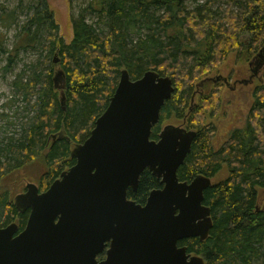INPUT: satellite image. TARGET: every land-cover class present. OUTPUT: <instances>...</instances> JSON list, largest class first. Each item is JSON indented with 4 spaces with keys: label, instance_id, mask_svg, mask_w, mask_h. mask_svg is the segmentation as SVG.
<instances>
[{
    "label": "trees",
    "instance_id": "16d2710c",
    "mask_svg": "<svg viewBox=\"0 0 264 264\" xmlns=\"http://www.w3.org/2000/svg\"><path fill=\"white\" fill-rule=\"evenodd\" d=\"M29 1L23 22L18 21L17 9L0 11L2 70L13 71L20 53L37 56L11 83L32 116L20 137L1 143L0 179L26 164L40 163V192L74 165L72 143L89 136L114 93L121 70L126 69L132 80L148 70L171 78L173 94L151 130L150 139L157 140L165 121L184 118L197 80L229 54L248 61L264 46V0H192L193 7L187 6L188 0H83L71 21L69 43L59 36L46 0ZM13 28L15 41L8 49L5 32ZM58 70L65 78V111L60 92L54 88ZM251 96L243 126L234 129L217 149L212 142L215 127L203 118V101L186 119L196 136L177 171L179 181L189 182L198 175L212 179L225 170V176L204 191L203 204L210 208L213 223L209 236L178 243L188 253L201 256L205 264H264V205L260 200L264 193V81ZM203 98L207 97L199 96ZM14 103L11 99L10 108ZM61 129L65 135L58 138ZM160 187L159 180L145 170L137 191L128 190V198L143 205L149 192ZM27 217L28 211H16L7 190L0 191V227L16 222L21 230Z\"/></svg>",
    "mask_w": 264,
    "mask_h": 264
},
{
    "label": "water",
    "instance_id": "95a60500",
    "mask_svg": "<svg viewBox=\"0 0 264 264\" xmlns=\"http://www.w3.org/2000/svg\"><path fill=\"white\" fill-rule=\"evenodd\" d=\"M249 65L251 76L239 84H248L264 67V46ZM53 82L65 111L61 70ZM205 82L229 85L220 75L206 77L196 84L191 101ZM173 91L169 76L148 70L132 80L121 70L106 109L70 151L75 164L47 190L39 192L29 183L13 198L15 209L29 214L21 231L15 222L0 227V264H205L178 245L189 238L205 240L213 226L210 208L203 204L211 178L198 175L182 182L177 177L196 132L168 124L157 140L150 139ZM64 135L61 129L58 138ZM145 170L162 188L149 192L140 205L128 199L127 191L137 190Z\"/></svg>",
    "mask_w": 264,
    "mask_h": 264
},
{
    "label": "rangeland",
    "instance_id": "374dc122",
    "mask_svg": "<svg viewBox=\"0 0 264 264\" xmlns=\"http://www.w3.org/2000/svg\"><path fill=\"white\" fill-rule=\"evenodd\" d=\"M195 1L197 3L202 2V0ZM29 2V0H21V7H19L20 0H0V11L4 8L6 10L17 9L18 21L23 22L27 17L25 9ZM46 2L59 26V36L63 39L64 43H69L72 38V18L78 15L84 1L73 0L69 3L67 0H46ZM187 6L193 7L195 5L192 3V0H188ZM5 33L7 35L5 46L10 49L15 41V29L13 28ZM36 57V54L30 52L20 53V61L15 65L13 71L6 73L2 70L5 55L0 54V116H2L0 117V145L9 137H20L23 126L27 124L28 118L32 116L31 108L24 105L19 97L14 94L11 83L15 75L23 70H27L28 64L33 63ZM252 60L253 57L248 61L237 60L234 53L229 54L216 68H213L194 83L196 88V84L201 79L216 77L217 75L226 78L229 83L227 86L223 82H211L212 84L210 83L206 88L205 86L203 88L202 86L199 87L201 89L200 94L196 95L193 101L190 99L185 116L188 119L194 109L203 101L204 121L213 124L215 127L212 142L216 149L221 146L234 129L243 126L250 110L253 89L257 84L264 81L263 67L248 84L238 83L241 80H248L251 76L253 65L250 66L249 62ZM234 82H236V86L234 89H231ZM204 95L207 98L200 100L199 96ZM11 99H14L15 102L12 108H10ZM206 100H209L211 103H207ZM10 121H12V124L8 123ZM168 124L183 125L181 121L172 118L165 121L162 126ZM184 125L187 126V123ZM41 172L40 163L26 164L18 171L9 173L0 179V191L7 190L13 201L15 195L22 193L27 184L34 183L38 187V178ZM224 176L225 170L222 169L218 175L211 179L212 183L219 181ZM260 200L264 205V193L261 194Z\"/></svg>",
    "mask_w": 264,
    "mask_h": 264
},
{
    "label": "flooded vegetation",
    "instance_id": "af4514ba",
    "mask_svg": "<svg viewBox=\"0 0 264 264\" xmlns=\"http://www.w3.org/2000/svg\"><path fill=\"white\" fill-rule=\"evenodd\" d=\"M251 75V74H250ZM231 88H233L234 89V87L233 86H231ZM191 99H192V97H191ZM186 116V115H185ZM184 116V118L181 120V123H183V126L186 128L187 126L186 125H184L185 123H186V117ZM165 126V125H164ZM164 126H162L161 127V130H162V128L164 127ZM186 129H188V130H193V129H189V128H186ZM160 130V131H161ZM160 133V132H159ZM158 136H159V134H158ZM67 140H68V138H67ZM82 143V142H81ZM76 144H79V143H72V148H73V146L74 145H76ZM72 148H71V150H72ZM70 150V151H71ZM74 159V158H73ZM75 160V159H74ZM75 164V163H74ZM148 171V170H147ZM149 172V171H148ZM150 173V172H149ZM151 174V173H150ZM141 176V175H140ZM60 177V176H59ZM154 177V176H153ZM58 179V178H57ZM158 180V179H157ZM160 182V181H159ZM139 184V183H138ZM160 188H162V185H161V187ZM39 189V188H38ZM138 189V188H137ZM129 190V189H128ZM131 190V189H130ZM24 191H25V189H24ZM132 191V190H131ZM137 191V190H136ZM135 191V192H136ZM152 191V190H151ZM150 191V192H151ZM133 192V191H132ZM127 193H128V191H127ZM127 196H128V194H127ZM128 199H130V198H128ZM130 200H132V199H130ZM147 200V199H146ZM134 201V200H133ZM135 202V201H134ZM136 203V202H135ZM146 203V202H145ZM136 204H138V203H136ZM141 205V204H140ZM144 205V204H143ZM17 211V210H16ZM18 212V211H17ZM25 212H27V211H25ZM25 212H23V213H25ZM18 213H21V212H18ZM28 214H29V211H28ZM28 218V217H27ZM27 221V220H26ZM11 223V222H10ZM16 223V222H15ZM9 224V223H8ZM17 224V223H16ZM26 224V223H25ZM7 225V224H6ZM5 225V226H6ZM18 225V224H17ZM25 226V225H24ZM2 227H4V226H2ZM19 227V226H18ZM24 228V227H23ZM22 228V229H23ZM21 229V230H22ZM20 229H19V231H21ZM104 253H105V251L100 255V256H98V260H101V259H103L104 258ZM101 256H102V258H101Z\"/></svg>",
    "mask_w": 264,
    "mask_h": 264
}]
</instances>
